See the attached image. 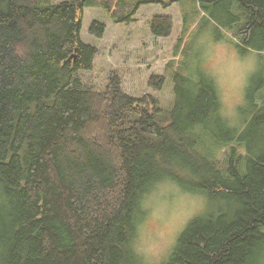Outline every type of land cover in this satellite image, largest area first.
<instances>
[{
	"label": "trees",
	"instance_id": "16d2710c",
	"mask_svg": "<svg viewBox=\"0 0 264 264\" xmlns=\"http://www.w3.org/2000/svg\"><path fill=\"white\" fill-rule=\"evenodd\" d=\"M180 1L0 0V264H143L134 243L142 203L166 180L208 203L165 264H264V106L241 131L246 120L228 124L207 75L177 74L168 109L133 98L116 78L94 90L79 76L98 51L82 41L86 7L99 4L118 24L144 4ZM201 1L194 6L212 17V0ZM226 1L229 30L241 20L233 3L248 17L236 47L263 51L264 0ZM183 17L175 55L185 57L194 36ZM172 23L157 15L151 31L170 36ZM89 28L103 37L107 27ZM163 84V76L150 82Z\"/></svg>",
	"mask_w": 264,
	"mask_h": 264
},
{
	"label": "rangeland",
	"instance_id": "374dc122",
	"mask_svg": "<svg viewBox=\"0 0 264 264\" xmlns=\"http://www.w3.org/2000/svg\"><path fill=\"white\" fill-rule=\"evenodd\" d=\"M198 1L181 0L169 7L159 3L144 4L131 21L118 24L99 4L86 7L81 26L82 41L95 46L98 51L93 69L79 73L83 85L94 90H104L110 80L116 78L122 90L133 98L149 96L157 99L162 108L168 109L175 99L173 86L177 74L196 82L200 81L201 75H207L214 81L219 95L221 106L218 112L230 126L239 129L245 119L241 131L245 130L253 112H256L254 109L264 106V50L249 48L242 52L236 47L238 39L234 33L240 32L248 19L237 4L233 3L236 17L241 18L238 20L240 26L234 27L236 31H231L227 22L230 18L227 14L230 8L228 1L207 2L205 5L214 13L212 17L206 10L207 13L198 11V3L202 2ZM181 9L191 17L189 36H194L185 57L180 55V51L175 55L183 30L184 14ZM161 14L171 16L173 30L170 36L156 38L150 24ZM95 20L106 23L103 37L90 32L89 27ZM218 33L224 36L218 38ZM186 66L198 67L197 72L183 74L179 70L175 71L177 67ZM160 76L164 77L163 86L159 89L151 86L150 82ZM258 133L261 134L260 130ZM229 147L218 149L219 158L226 156ZM151 191L142 203L145 212L138 223L135 249L143 264H165L185 227L192 219L205 213L208 200L203 195L182 190L170 180L159 183ZM222 206L226 204L216 201L214 208Z\"/></svg>",
	"mask_w": 264,
	"mask_h": 264
}]
</instances>
